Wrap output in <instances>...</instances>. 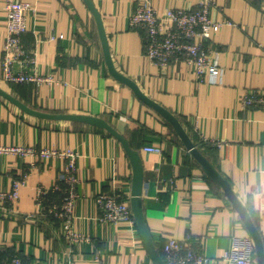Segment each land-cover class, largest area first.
I'll return each mask as SVG.
<instances>
[{
  "label": "crops",
  "instance_id": "1",
  "mask_svg": "<svg viewBox=\"0 0 264 264\" xmlns=\"http://www.w3.org/2000/svg\"><path fill=\"white\" fill-rule=\"evenodd\" d=\"M35 11L21 36L35 69L48 74L40 85L0 87L29 107L47 112L102 117L139 153L143 169L142 213L155 250L169 238L188 242L207 257H220L232 236H249L221 188L208 178L158 113L107 71L95 21L82 0H24ZM140 0H92L103 21L114 67L149 98L169 110L202 154L229 182L261 238L264 237V106L240 107L242 90L264 89V0H214L210 15L224 20L213 34L222 67L220 84L197 83L183 62L159 67L143 54L144 34L127 16ZM167 7H194L197 0H148ZM0 0V59L5 37ZM1 72V70H0ZM207 140V141H206ZM220 141V145L208 141ZM158 145L161 152L143 146ZM0 146L76 151L70 224L81 239L68 240L63 221L48 212L59 206L64 159L0 153V188L24 173L13 206H0V263L18 255L22 264H146L152 262L135 223L100 221L97 193L129 198L131 167L119 142L105 130L80 122L30 116L0 96ZM58 183L59 190L53 189ZM45 190L41 205L36 190Z\"/></svg>",
  "mask_w": 264,
  "mask_h": 264
},
{
  "label": "built area",
  "instance_id": "2",
  "mask_svg": "<svg viewBox=\"0 0 264 264\" xmlns=\"http://www.w3.org/2000/svg\"><path fill=\"white\" fill-rule=\"evenodd\" d=\"M214 0H197L194 7H167L162 13L149 3L140 0L127 16L130 28L141 30L144 34L143 54L149 62L159 67H165L174 62H183L193 73L197 83L207 81L209 84H220L222 67L214 56L211 38L225 23L224 20H214L210 10ZM1 10L4 14L5 37L2 43L0 59L1 77L6 82L40 85L50 82L48 74L36 71L33 52L26 49L21 36L27 30V19L34 13V5L24 0H2ZM240 107H263L264 89L242 90L237 98ZM207 141V140H206ZM220 145V141H211ZM147 152H161L158 145L143 146ZM13 152L20 156L27 154L42 157L58 156L63 158V170L59 180L65 184L59 206L48 208V212L58 216L63 221L64 235L71 241H77L82 236L71 229L70 218L77 194L75 192V159L76 151L65 148L34 149L32 147L0 146V153ZM24 173L13 178L9 189L0 188V206H13L19 197V188L24 184ZM53 189L59 190L58 183ZM45 190H36L37 204L42 203ZM100 210V221L117 224L118 222L133 223L128 196L121 192L102 193L94 197ZM264 247V237L262 238ZM162 259L165 264H257L252 240L249 236H232L229 248L220 257H207L200 250L192 248L188 242L169 238L162 246ZM0 264H22L18 255H13ZM87 264H101L91 261ZM146 264H153L152 262ZM264 264V259H263Z\"/></svg>",
  "mask_w": 264,
  "mask_h": 264
},
{
  "label": "water",
  "instance_id": "3",
  "mask_svg": "<svg viewBox=\"0 0 264 264\" xmlns=\"http://www.w3.org/2000/svg\"><path fill=\"white\" fill-rule=\"evenodd\" d=\"M82 1L94 18L101 47V53L108 73L115 80L129 87L139 100H141L145 105L153 109L166 122L170 124V126L173 128L180 141L182 142L183 146L189 151L190 155L200 165L205 175L221 188L227 201L229 202L231 207L237 212L239 218L243 223L244 228L246 229L249 237L252 240L255 260L257 264H263L264 247L262 243V238L256 227L252 223V220L249 216L246 207L243 206L236 194L233 192L227 179L216 170L213 164L196 147V145L192 142L191 138L189 137V135L187 134V132L185 131L176 116H174L169 110L158 104L156 101L149 98L145 93L140 90L139 86L133 79L124 75L114 67L113 62L111 60L107 36L104 30L101 16L95 8L92 0ZM0 96L30 116L45 120L80 122L88 124L90 126L105 130L108 134H110L119 142L127 156L131 167L129 207L136 229L143 241V245L152 263L165 264L164 260L158 255L157 251L155 250L151 234L143 218L141 204V194L143 188V169L141 158L139 156L138 151L129 145L128 140L123 136V134H121L109 122L99 116L86 113L47 112L43 110H38L24 104L2 87H0Z\"/></svg>",
  "mask_w": 264,
  "mask_h": 264
},
{
  "label": "trees",
  "instance_id": "4",
  "mask_svg": "<svg viewBox=\"0 0 264 264\" xmlns=\"http://www.w3.org/2000/svg\"><path fill=\"white\" fill-rule=\"evenodd\" d=\"M21 84H23V83H21Z\"/></svg>",
  "mask_w": 264,
  "mask_h": 264
}]
</instances>
